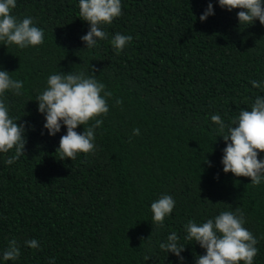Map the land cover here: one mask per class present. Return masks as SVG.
<instances>
[{
  "label": "trees",
  "instance_id": "16d2710c",
  "mask_svg": "<svg viewBox=\"0 0 264 264\" xmlns=\"http://www.w3.org/2000/svg\"><path fill=\"white\" fill-rule=\"evenodd\" d=\"M0 264H264V0H0Z\"/></svg>",
  "mask_w": 264,
  "mask_h": 264
}]
</instances>
